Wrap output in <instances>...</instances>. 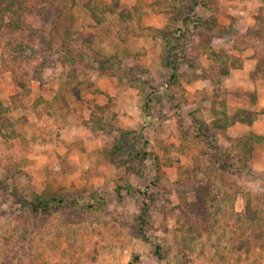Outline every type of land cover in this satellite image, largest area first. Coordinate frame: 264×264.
Here are the masks:
<instances>
[{"label": "rangeland", "instance_id": "1", "mask_svg": "<svg viewBox=\"0 0 264 264\" xmlns=\"http://www.w3.org/2000/svg\"><path fill=\"white\" fill-rule=\"evenodd\" d=\"M77 1L78 63L37 39L20 87L0 41V264H264V142H240L264 136V82L252 75L264 44L235 43L264 0H88L101 22ZM177 28L172 78L159 32ZM210 36H230L219 59L204 49ZM224 115L227 130L214 131ZM192 173L194 186L212 179L203 227L179 212L197 203ZM37 195L48 210L34 211Z\"/></svg>", "mask_w": 264, "mask_h": 264}, {"label": "trees", "instance_id": "2", "mask_svg": "<svg viewBox=\"0 0 264 264\" xmlns=\"http://www.w3.org/2000/svg\"><path fill=\"white\" fill-rule=\"evenodd\" d=\"M77 4V0H0V41L4 39L5 48H11L13 51V54L10 57L19 68L17 71L16 82L20 87H25V76L28 75L27 73H22L21 70L23 69V65H31V61L34 59L36 52L34 44L37 42V39H39V44L47 43V49L51 51V53L60 54L65 62L68 61L76 64L80 61V58H82L83 55L80 53V50H78L77 43H79L82 39L80 40V37H75L74 31L72 30V22L74 19L73 12ZM84 4L89 10L92 18L96 19L98 22L103 20L101 12L103 13L104 9H102L101 5H91L88 0H86ZM33 19L38 22L37 25H34ZM195 24L199 25L198 27L200 29L208 31L209 34L218 31V27L210 19H198V22ZM162 32L160 30L159 33L162 34L164 39V52L166 57L165 63L172 68V78H175L178 66L175 56H177L178 52L183 50V43L181 41L184 33L181 28H177V33L175 32V34L164 30ZM229 39L230 36H228L227 39L225 38L224 42L221 41V45L216 37L210 36L207 39L204 49L205 51L212 50L213 55L219 59L220 56H218L216 49L213 50V48L220 47L222 50L226 43H228ZM257 41L264 44V9L255 16V22L246 33V37L241 40L236 39L235 43L238 47L246 49L247 47H253ZM27 50L29 52L25 54L24 52ZM254 50L257 62L252 75L258 81L264 82V51L256 47ZM93 53L94 57H98V59H100L103 66L107 61L110 62L113 60V58L103 56L98 52ZM3 111L4 109L2 108V104H0L1 133L7 123V118L5 117ZM225 117L217 120L218 124L213 128L214 131L225 132L227 130L229 120ZM213 135L215 136L217 134L213 132ZM261 141L264 142V136H258L250 133L248 136L241 138L240 142H242L245 147L250 145L249 148L253 149L254 143ZM215 151H218V147ZM229 155H226V157L223 158L228 159L230 158ZM222 164L226 166V169L229 168L228 172L231 174L242 175L245 171L237 164H229L227 162H223ZM216 169L217 172H220L219 170H221L223 171L222 174L226 173L221 165ZM195 177V173H192V178L194 179L192 181L187 179V182L191 191L195 192L194 195H197V203L183 200L181 201L182 205L179 208V212L183 213L188 221L192 220V223L194 222V224L199 227H203L205 225V220L203 219L204 214L201 213L206 211L207 194L205 195V190L211 188L212 179L210 177L208 182H200L198 186H194L197 185L192 184L195 182ZM222 177H225V174ZM50 202L51 199H42L41 196L37 195L35 199L32 200L33 209L36 212L39 210L46 211L51 206ZM146 205L147 204L145 202V206ZM187 208H193L197 211V213H188ZM145 216H147L146 208L143 209V214L141 215L143 224L145 223ZM160 249L161 247L159 245L156 246L157 255H161Z\"/></svg>", "mask_w": 264, "mask_h": 264}]
</instances>
